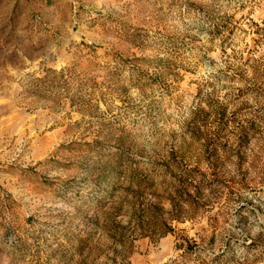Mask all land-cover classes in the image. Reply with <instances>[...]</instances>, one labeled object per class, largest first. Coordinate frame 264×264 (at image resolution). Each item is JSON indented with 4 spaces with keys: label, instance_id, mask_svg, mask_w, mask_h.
Returning <instances> with one entry per match:
<instances>
[{
    "label": "rangeland",
    "instance_id": "rangeland-1",
    "mask_svg": "<svg viewBox=\"0 0 264 264\" xmlns=\"http://www.w3.org/2000/svg\"><path fill=\"white\" fill-rule=\"evenodd\" d=\"M0 264H264V0H0Z\"/></svg>",
    "mask_w": 264,
    "mask_h": 264
},
{
    "label": "trees",
    "instance_id": "trees-1",
    "mask_svg": "<svg viewBox=\"0 0 264 264\" xmlns=\"http://www.w3.org/2000/svg\"><path fill=\"white\" fill-rule=\"evenodd\" d=\"M162 223H163V225H165L164 232H163L162 235H166V234H168V233H170V232H174V229H173L171 226H169V225L166 223V221H165V222L163 221Z\"/></svg>",
    "mask_w": 264,
    "mask_h": 264
}]
</instances>
